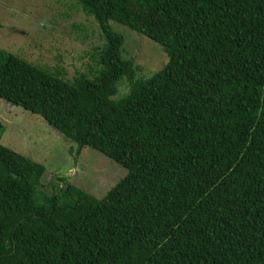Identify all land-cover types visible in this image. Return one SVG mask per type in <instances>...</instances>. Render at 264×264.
<instances>
[{
	"label": "trees",
	"instance_id": "obj_1",
	"mask_svg": "<svg viewBox=\"0 0 264 264\" xmlns=\"http://www.w3.org/2000/svg\"><path fill=\"white\" fill-rule=\"evenodd\" d=\"M75 1L100 27L99 72L0 50V98L126 173L101 198L37 201L44 166L0 142V264H264V0ZM111 22L167 62L137 76Z\"/></svg>",
	"mask_w": 264,
	"mask_h": 264
},
{
	"label": "rangeland",
	"instance_id": "obj_2",
	"mask_svg": "<svg viewBox=\"0 0 264 264\" xmlns=\"http://www.w3.org/2000/svg\"><path fill=\"white\" fill-rule=\"evenodd\" d=\"M113 30L121 34V55L133 60L137 76L147 77L167 62L163 47L116 22ZM104 39L98 23L85 14L75 0H0V50L14 53L46 70L58 71L72 80L80 74L93 78L101 66L93 61L94 48ZM125 79L117 82L112 99L128 92ZM0 120L4 131L0 142L41 163L44 174L35 198L58 195L67 185L101 198L126 169L103 153L79 146L50 126L44 118L0 98Z\"/></svg>",
	"mask_w": 264,
	"mask_h": 264
}]
</instances>
